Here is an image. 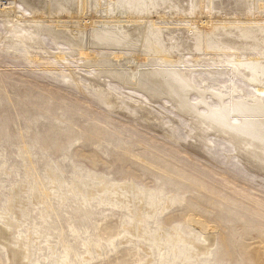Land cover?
<instances>
[{
    "label": "rangeland",
    "instance_id": "obj_1",
    "mask_svg": "<svg viewBox=\"0 0 264 264\" xmlns=\"http://www.w3.org/2000/svg\"><path fill=\"white\" fill-rule=\"evenodd\" d=\"M122 1L109 13L86 9L84 21L54 12L25 19L20 25L41 41L32 46L11 36L0 19V225L10 230L0 239V264H264V156L256 155L259 150L249 155L229 136L207 129L191 108L179 112L173 96L131 89L125 79L108 76L129 72L134 50L119 49L118 43L95 46V31L117 29L127 38L124 28L130 35L143 23L142 12L128 13ZM179 1L184 11L167 7V18L147 10L152 14L144 19L146 45L137 77L150 70H194L187 78L193 89L185 96L190 104L205 96L198 116L218 105L213 93L226 86L235 85L241 94L230 98L256 105L251 99L263 79L250 85L209 60L228 34L247 32L231 23L246 17L234 10L236 0H217L221 10L210 12H200L197 0ZM221 2L234 3L223 11ZM17 6L24 10L21 1ZM135 13L141 20L128 22ZM91 18L96 21L90 24ZM253 25L264 32V23ZM58 30L77 38V45L56 44L52 33ZM263 34L242 38L257 39L248 45L262 49ZM83 51L97 58L78 54ZM90 189L94 195L87 198Z\"/></svg>",
    "mask_w": 264,
    "mask_h": 264
},
{
    "label": "bare ground",
    "instance_id": "obj_2",
    "mask_svg": "<svg viewBox=\"0 0 264 264\" xmlns=\"http://www.w3.org/2000/svg\"><path fill=\"white\" fill-rule=\"evenodd\" d=\"M1 1L2 0H0V2ZM19 1H21L23 3V5L25 6V7L24 6L23 7H24V10L26 12H30V10L33 11V12L29 13L30 19L28 17L25 18L26 14L24 13L25 12L24 10H19L18 9L17 2H19ZM19 1L10 0L9 8H2L1 5H0V19L3 21L4 25L7 26V29H9L11 31V36H12L13 33H15L16 36H14V37L22 39L23 41H25L30 46H32V44H38L40 40H38L39 38H36L37 36L35 37V35H33L34 36L33 37V36L30 35L31 33L35 32L34 30H31V31H34V32L28 31V30H26L23 27L24 25L23 26L20 25V22L24 21L25 19L28 20V21H30L31 19L32 20H36L37 17H42V16H45V15L49 16V15L53 14L51 12H54V14H53L54 17L65 18V19L66 18H69V19L73 18L74 20L76 19V20L84 21L83 16H84V13H86L87 10L89 12H92V13H94L96 15V13H98V12L108 11L111 7L113 8L115 6V4L117 5V2H118V0H45V1L44 0H19ZM197 1L199 2V9L198 10H200V12L204 8L207 9V12H210L212 9H214V7H219V9L221 10V7L218 6V4H217V0H197ZM218 3H219V1H218ZM233 3L226 4V2H221L222 5L226 4L225 8H223V11L226 10L227 6H232ZM235 3H236L235 6L238 7V8H234L236 13L238 11H241V14H244L246 17L244 16L245 18L241 19L239 16H235L231 20L232 21L231 23H236L237 25H241L242 28H245L247 30V32L244 33V34L245 35H250V37H252V38L255 37V36H259V34H263L264 32L261 33V29H260L259 26L258 27H259L260 31H256L257 27H255V25H253L254 27H252L251 24H256V26H257V24L264 23V0H236ZM119 5H124L126 7H129L130 11H128V13H130V14L133 13V11H137L139 13L142 12V15H140V16L142 17L143 20H141V17L138 16L137 13H135V15H133V14L129 15V18H128L127 21L128 22L135 21V23H136L138 21V19H140L143 23L142 24H138L137 26H135V28H133V32H131L130 35H129V32H128L130 29L129 28H124V32H126L127 38H123L122 36H120V34H118V31H116L117 29L116 30L110 29L111 31H109L107 33H104V34L103 33H97L99 31H97V32L95 31V35H94V37L96 36L94 38V39H96V42L94 43L95 46H99V47L111 46L112 47V46H115V43L116 44L118 43L117 46L120 47L119 49L130 48V50L131 49L134 50V54H133V60L134 61L132 62L133 64L129 66V69H130L129 72H127L126 73L127 75H126L124 73V71H123V73L125 74V78L122 77L123 73L120 74L122 69L119 70L120 72L119 71L117 72L116 69H115L116 72H111V73L108 72V73H110V75L108 74V76L110 78L112 77V79L113 78H117V79H120V80H122V79L124 80L125 79L124 81H126V83H129V84H131V86H134L132 88L129 87L131 89H134V88L137 89V87L139 86V87H141V89L143 88V90H146V91L149 90L152 93H154L155 95L164 94V97H165V93H166V95L168 94V95L171 96V99H172V96H173L172 102H174L176 100V102H175L176 105L175 106H176V108H179V109H177V110H179V112L183 108H187L186 110H189L191 108L192 111H193V114H196L198 120L200 119V120H203L205 122L204 126H206L207 129H209L211 131H213V130L217 131V133H219L220 135L221 134L226 135V137L229 136L231 139H233L237 143H239L240 144V148L243 147L242 149L245 152H247L249 155H254L255 154L254 151L255 150H259V153L258 154L256 153V155H258V156L261 155V157L263 158V156H264V120H260V119L253 120V119H247V118L243 119L242 117L264 115V102L262 100V97H264V71L262 70V67H261V62L264 61V39L262 41L263 43H260V45L263 46V48L260 49L259 46L257 48L251 46V45H253V43L255 44L257 39L256 40L252 39V41H253V43H252V42L247 41L250 37H248V39L242 38L244 34H240L239 37L238 36L235 37L232 34L231 35L228 34L229 35V39H227V41H224V43L221 44V47H222L221 50L218 48L219 49V51H218L219 54L218 55L216 54L217 57H213L215 55L214 51H213L212 54H214V55L212 57H209L210 59L208 58L209 60H211L210 62L213 65L222 67L225 70L227 69V71H231L232 70L234 75L241 76L243 78L244 82H248L250 85L253 82L255 84H259L260 83V79H263L262 84L261 85L259 84V86L257 88H255V92L256 93L254 94L255 95L254 97H256V98L255 99L254 98L251 99V101L256 102V105L255 104H251L249 102L250 99H244V98H240V97H238L236 99L230 98V96L233 97L235 94H237V95L240 94V92L238 91V88H236L235 85L233 87L232 86H230V87L229 86H226V87H222L221 86L222 87L221 91H218L217 94L213 93V95H215V98H217L218 105H216L215 108L212 109V110L206 108L205 111H203L204 114L202 116H198V114H197V109L199 108L198 106H205V104H206V103H204L206 100H203L205 96L202 97L203 99L200 100L199 102H195V103L192 102L191 104L188 102V99L186 97L188 94L185 96V94H186L185 91H187L186 89H188V90H189V88L193 89L192 85L190 84V82L188 81L187 78H188V75L191 72H193L194 70H189V72H183V73L182 72L181 73L180 72H172V70L171 71H168V70H166V71L161 70L160 71L159 70V72L150 70V71H147L145 73L143 72L145 74V75H143V77H137V75H136V71H137L136 70L137 69V65L136 64L139 63L140 58L142 57L141 54H140V51L141 50L143 51V47L146 45V42H145V38L147 36V25H146L147 22H146V20L149 21V19L147 17H145V16L147 14H148L147 16H149V14L151 13V12L150 13L147 12V10L151 9V10H153L152 12L156 13V15L159 16V18L160 17L164 18V17L167 16L166 14L169 13V11H168V13L165 14L166 16L164 15V12L167 9V7H170V10H174V11H177V9H181V8L183 10L184 8H183L182 2H180L179 0L177 1V3H175L173 0H126L124 2L123 1L119 2ZM219 5H220V3H219ZM219 9H215V10L218 11ZM167 10H169V9H167ZM103 13H105V12H103ZM108 13H109V11H108ZM213 14H214V12H213ZM239 15H240V12H239ZM153 16H154V14H153ZM154 17H153V19H154ZM157 18L158 17H156V19ZM91 19L92 20H89V22H88L90 24L96 21V20H93V18H91ZM144 19H146V20L144 21ZM208 19H211V18H208ZM223 19H226V18H223ZM220 21L221 20H219V23H221ZM224 21L225 20H223V22ZM86 23L87 22H84V24H86ZM225 23H226V21H225ZM30 26H32V25H30ZM18 27L20 28L19 31L16 30V28H18ZM238 27H236V26L235 27H231V29L236 31V30H238ZM261 27L264 29V26H261ZM107 29H108V27H107ZM76 30L78 31V29H75V31ZM63 31L61 32V31L58 30V32L52 33L53 36L55 37V39L54 38L53 39H54L56 44H58V40L63 41L64 44H66L68 42L72 43V44L78 42V39L75 38L73 35H72L73 39H71V36H70L71 34L70 33L68 34L67 32H63ZM221 31H222V29H221ZM78 33H79V31H78ZM226 33L227 32L225 31V33H223V34H226ZM158 34L159 33H157V35ZM37 35L40 36V33H38ZM223 36H225V35H223ZM80 37L81 36L79 34V38ZM80 40H81V38H80ZM240 40L246 41L247 44L245 42L244 43L241 42ZM199 41H200V39H199ZM216 41H217V39H216ZM196 44H198V43H196ZM206 44L207 43H203V47ZM248 44H251L250 46L253 47V48L249 47ZM74 45H77V44H73V46ZM78 45H79V43H78ZM257 45H259V43ZM35 46H37V45H35ZM162 46H164V45H162ZM199 46H200V44H199ZM244 46H246V48ZM78 50H80V48ZM161 50H162V48H161ZM206 50H207V48H206ZM77 52H79V51H77ZM141 53H144V51L141 52ZM78 54L81 55V56L85 55V56L91 57L92 60H93V58H97L96 54L94 52H91V51L90 52L83 51V52H80ZM120 55H124V54L123 53H121V54L118 53L117 54V56H120ZM158 55H159V53H158ZM144 56H145V54H144ZM195 58H197V57H195ZM195 58H194V60H195ZM154 59H155V57H154ZM152 60H150V61H152ZM180 62L182 63V61H179L178 63H180ZM121 64H119V65H121ZM155 64L156 63H154V65ZM183 65H184V67L187 66L186 64H184V62H183ZM194 66H198L196 61H195ZM113 71H114V68H113ZM159 76L166 77V80H163L162 77H159ZM139 79H141V80H139ZM117 82H119V80ZM119 84H121V83H119ZM135 86H137V87H135ZM223 88L225 89V91L222 90ZM140 91H142V90H140ZM189 91H191V90H189ZM129 93H130V91H129ZM199 96L201 97L202 94L200 95V93H199ZM224 97L228 98V100L230 99V101L224 102L223 101ZM136 104H142V103L139 102V101H136ZM185 112H187V111H185ZM230 144H232V143H230ZM234 147H235V145H234ZM93 195H94V190L90 189L89 190V194L86 197L87 198H91ZM7 230H8V232H10L9 229H7ZM8 232H4L3 229H1V225H0V239L7 238L8 235L10 234ZM197 248L200 251L204 250V246L203 245H198ZM14 250H15V248L12 247L11 251H13V254L15 253ZM17 252L18 251H16V254H17ZM20 260H24V259H20ZM14 261H15L14 259L13 260L11 259V261H9V264H14L15 263ZM28 262L31 264L30 261H27L26 264H29Z\"/></svg>",
    "mask_w": 264,
    "mask_h": 264
}]
</instances>
